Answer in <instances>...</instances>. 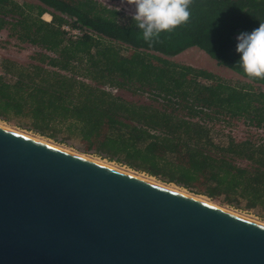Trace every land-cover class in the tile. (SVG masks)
Masks as SVG:
<instances>
[{
	"label": "trees",
	"instance_id": "trees-1",
	"mask_svg": "<svg viewBox=\"0 0 264 264\" xmlns=\"http://www.w3.org/2000/svg\"><path fill=\"white\" fill-rule=\"evenodd\" d=\"M36 1L0 0V31L38 49L28 63L0 61L1 122L264 220V136L214 135L231 120L264 130V79L249 78L236 51L237 34L264 22V0H193L188 23L151 46L131 16L97 0ZM191 48L246 82L164 58Z\"/></svg>",
	"mask_w": 264,
	"mask_h": 264
},
{
	"label": "water",
	"instance_id": "water-1",
	"mask_svg": "<svg viewBox=\"0 0 264 264\" xmlns=\"http://www.w3.org/2000/svg\"><path fill=\"white\" fill-rule=\"evenodd\" d=\"M0 264H264V226L0 128Z\"/></svg>",
	"mask_w": 264,
	"mask_h": 264
},
{
	"label": "rangeland",
	"instance_id": "rangeland-1",
	"mask_svg": "<svg viewBox=\"0 0 264 264\" xmlns=\"http://www.w3.org/2000/svg\"><path fill=\"white\" fill-rule=\"evenodd\" d=\"M14 1L18 2L19 4H26V3L37 4L38 3L36 0H14ZM97 1L103 6H107V7L116 9V10H118V7H120V0H97ZM125 9L126 10H123V9L120 10L122 15L128 16V17L131 16L130 13H132L134 11V8L132 6L126 5ZM43 19L47 22L52 21V17L50 16V14H45L43 16ZM240 34L241 33H238L236 37H238ZM37 51H38L37 48L32 47V46L27 45V44H21L16 39L11 38L9 36L8 29L0 31V61L3 58H10V59H13L19 63H28L30 57ZM164 58L171 60L175 63L181 64V65H186V66L194 67L196 69L206 70L208 72H211V73L217 75L218 77H220L226 81H229V82H232L235 84L240 83V82H246V80H244L242 76L231 71L230 69H228L226 67L220 66L215 60L210 58L204 51H202L198 48H191V49H189V50H187V51H185L179 55H176L173 57H166L165 56ZM0 71H1V69H0ZM259 88L264 90V87H259ZM114 92L118 96H121L122 98H124L130 102H134V103H148L149 102L147 100V98H149V96L147 94L135 96L126 90H114ZM155 105H157V104H155ZM5 124H7V123H5ZM215 124L216 125L214 126V128H215L216 133L214 135H215L216 139L220 142H226L228 136L233 137L237 141H243V140H246L247 138H257L260 136L261 137L264 136V130H257L256 128H253V127L247 125L243 120H231L230 123H228V121L216 122ZM7 125H9L10 127L14 128L18 131L20 130V131H24L25 133H29V134L34 135V136H38L32 132H29L26 130H21L12 124H7ZM38 137H40V136H38ZM46 140H49V139H46ZM50 141H52V140H50ZM55 144H57V143H55ZM71 145L73 147L65 146V145H60V146H63V147L71 149L72 151H75V152L77 151L78 153H81L80 151L77 150V148H79L78 142L77 143L72 142ZM83 155H88L90 157L94 156L97 159H101L100 157L96 156L92 152H90L89 154H83ZM112 163L117 165L118 167L121 166L122 168H126L128 170L134 171V170L127 168L126 166H122L118 163H115V162H112ZM136 173H140V172H136ZM140 174H144V173H140ZM144 175H146V174H144ZM146 176H148V175H146ZM213 202L216 203L217 205L223 207V208L228 209V210H233L234 212L237 211V213L243 214L246 217L258 220L260 222H264V220H262V218H260L257 215V213H255V212L236 210V209H234V208H232L226 204H223L221 202H218V201H213Z\"/></svg>",
	"mask_w": 264,
	"mask_h": 264
},
{
	"label": "clouds",
	"instance_id": "clouds-1",
	"mask_svg": "<svg viewBox=\"0 0 264 264\" xmlns=\"http://www.w3.org/2000/svg\"><path fill=\"white\" fill-rule=\"evenodd\" d=\"M193 0H120L118 11L132 6L131 19L141 31L142 39L150 46L159 42L162 32H172L187 24L191 17ZM236 51L239 65L251 79H264V22L251 33L237 37Z\"/></svg>",
	"mask_w": 264,
	"mask_h": 264
},
{
	"label": "bare ground",
	"instance_id": "bare-ground-1",
	"mask_svg": "<svg viewBox=\"0 0 264 264\" xmlns=\"http://www.w3.org/2000/svg\"><path fill=\"white\" fill-rule=\"evenodd\" d=\"M0 128H3V129H5V130L11 131V132H14V133H17V134H20V135H22V136H25V137H27V138H30V139H33V140H36V141L42 142V143H44V144H47V145H50V146H52V147L58 148V149L63 150V151H65V152H69V153L74 154V155H79V156H81V157H83V158H85V159L91 160V161L96 162V163H98V164H100V165H103V166H106V167L112 168V169H114V170H117V171H119V172H123V173H125V174L131 175V176H134V177H136V178H139V179L145 180V181H147V182H150V183L155 184V185H157V186H160V187L166 188V189H168V190H171V191H174V192H178V193H180V194H183V195H186V196L192 197V198L197 199V200H199V201H201V202L207 203V204H209V205H211V206H214V207L220 208V209L225 210V211H227V212H230V213L236 214V215H238V216H240V217H242V218H244V219L250 220V221H252V222H255V223H258V224H261V225L264 226V222H260V221H258V220H255V219H251V218H249V217H246V216H244L243 214L237 213V211L234 212L233 210H228V209H226V208H223V207L217 205L216 203H214L213 201L209 200L208 198H205V197H203V196H197V195L191 194V193H189L188 191H186V190H184V189H181V188H179V187H177V186L169 185V184H165V183L159 182V181L156 180L155 178H152V177L146 176V175H144V174L136 173V172L131 171V170H128V169H126V168H122L121 166L118 167L117 165H115V164H113V163H109V162L106 161V160L97 159V158H95L94 156H93V157H94V158H93V157H90V156H88V155H83V154H81V153H78L77 151H76V152H75V151H72V150L69 149V148H66V147L60 146V145H58V144H55L54 142H52V141H50V140H46L45 138L38 137V136H34V135L29 134V133H25L24 131H20V130L18 131V130H16V129L10 127L9 125H7V124H5V123H2V122H0Z\"/></svg>",
	"mask_w": 264,
	"mask_h": 264
},
{
	"label": "built area",
	"instance_id": "built-area-1",
	"mask_svg": "<svg viewBox=\"0 0 264 264\" xmlns=\"http://www.w3.org/2000/svg\"><path fill=\"white\" fill-rule=\"evenodd\" d=\"M66 30H67V32L70 33V35H71L73 38H77L78 36L81 35L79 30H72V29L69 28V27H66Z\"/></svg>",
	"mask_w": 264,
	"mask_h": 264
},
{
	"label": "flooded vegetation",
	"instance_id": "flooded-vegetation-1",
	"mask_svg": "<svg viewBox=\"0 0 264 264\" xmlns=\"http://www.w3.org/2000/svg\"><path fill=\"white\" fill-rule=\"evenodd\" d=\"M51 16V15H50Z\"/></svg>",
	"mask_w": 264,
	"mask_h": 264
}]
</instances>
